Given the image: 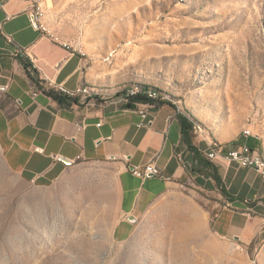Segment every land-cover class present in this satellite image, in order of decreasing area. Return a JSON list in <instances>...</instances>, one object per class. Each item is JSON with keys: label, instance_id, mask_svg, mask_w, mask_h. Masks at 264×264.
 <instances>
[{"label": "rangeland", "instance_id": "obj_1", "mask_svg": "<svg viewBox=\"0 0 264 264\" xmlns=\"http://www.w3.org/2000/svg\"><path fill=\"white\" fill-rule=\"evenodd\" d=\"M41 5L95 65L92 90L156 87L202 128L196 136L236 145L249 129L246 143L264 156V0ZM221 208L206 184L180 182L134 223L126 219L133 228L118 237L106 165L78 161L31 181L9 169L0 148V264H264V218L250 240L223 237L213 228Z\"/></svg>", "mask_w": 264, "mask_h": 264}, {"label": "crops", "instance_id": "obj_2", "mask_svg": "<svg viewBox=\"0 0 264 264\" xmlns=\"http://www.w3.org/2000/svg\"><path fill=\"white\" fill-rule=\"evenodd\" d=\"M32 3L0 0V148L9 169L26 180L49 181L70 163H103L115 175L118 237L127 235L134 221L164 191L180 182L206 184L217 203H222L213 220L215 232L250 240L254 226L264 218V214L259 217L250 212L264 211V178L218 157L211 161L221 177L223 193L209 175L193 172V153L183 140L179 114L190 118L177 106L151 107L149 124L139 127L140 115L126 106L120 91L80 92L87 95L64 96L63 102L48 94L60 83L76 91L90 86L97 74L90 57L76 47L52 41L33 27L29 15ZM21 58L33 70L27 69ZM193 133L192 143L202 153L210 144L235 147L249 138L243 136L231 145ZM151 161L161 176L142 179L132 173L133 167ZM129 216L135 219L133 223L126 221Z\"/></svg>", "mask_w": 264, "mask_h": 264}, {"label": "built area", "instance_id": "obj_3", "mask_svg": "<svg viewBox=\"0 0 264 264\" xmlns=\"http://www.w3.org/2000/svg\"><path fill=\"white\" fill-rule=\"evenodd\" d=\"M31 23L33 27L38 30L42 35L47 36L52 41L66 47L72 48L76 47V50L80 52L82 55H85L81 49L77 46L72 45L69 43L65 38L58 33L55 29H53L48 20L47 15H43V7H41V0H35L32 3L31 10L29 12ZM50 83H48L49 85ZM55 91L60 93L61 95L67 98H78L87 94H80L75 89L67 88L64 84H56L53 87ZM43 90H45L43 88ZM38 93V90H37ZM37 93H32L36 95ZM137 94V93H135ZM135 94H128L123 95L125 100L127 101V97L133 96ZM145 95V94H144ZM152 101L157 99L154 98L153 95H146ZM135 109L140 115V121L137 123V126L141 127L143 125L149 124L148 121V111L151 107H155L154 102H146V101H137L134 103ZM194 133H200L198 129L193 126ZM244 137H249L252 135L249 129H244L242 131ZM205 155L208 159L214 160L218 157H223L227 159L229 162L236 163L239 167L249 168L254 170L255 172L259 173L264 178V162H259L258 159V149L255 147H251L247 143L239 144L235 147H228L226 146H219V147H212L211 144L209 145V149L205 152ZM132 173L139 177V178H146L151 176H161V171L158 167L154 164V162H148L143 167H133L131 169Z\"/></svg>", "mask_w": 264, "mask_h": 264}, {"label": "trees", "instance_id": "obj_4", "mask_svg": "<svg viewBox=\"0 0 264 264\" xmlns=\"http://www.w3.org/2000/svg\"><path fill=\"white\" fill-rule=\"evenodd\" d=\"M21 61H22V63L24 64V66L27 69L33 70L32 65H30L25 59L21 58ZM130 86L131 85H129V87ZM135 86L139 90L136 92L137 94L127 97V101H126L127 102V104H126L127 107H133L134 108L135 107L134 103L137 102V101L154 102L155 106H162L164 104H168V105H170L172 107L175 106L171 101L165 100L164 99L165 97H164L163 93L159 89H157L156 87H152V86H149V85H134V87ZM90 89H91V92H92L93 90H92L91 87H90ZM126 89H127V86H125L122 90H120V92H122L123 95H128L126 93ZM149 91H153V92L158 93V97H154L157 100L152 101L151 99H149L146 96V95H151L149 93ZM48 94L53 96L59 102H63L64 101V96L61 95L60 93H58L55 90L49 91ZM189 118H190V120L186 116H184L182 114H179L180 125H181V134H182L183 140H184L185 144L187 145V148L189 149V151H191L193 153V164H192L191 169H192L193 172H198L200 174L209 175L215 181V183L220 188V190L223 193H225V188L222 185L221 177L218 174L215 165L212 163V161L210 159H208L206 157L205 153H202L201 151H199L197 149V147L192 143L191 132L193 133L194 121L191 119L190 116H189ZM250 146L253 147L252 145H250Z\"/></svg>", "mask_w": 264, "mask_h": 264}, {"label": "bare ground", "instance_id": "obj_5", "mask_svg": "<svg viewBox=\"0 0 264 264\" xmlns=\"http://www.w3.org/2000/svg\"><path fill=\"white\" fill-rule=\"evenodd\" d=\"M41 7H43L42 5H41ZM47 8V7H46ZM45 14V10H44V7H43V15ZM139 89L137 88V87H134V86H130V87H127V89H126V93L127 94H135L137 91H138ZM90 90L86 87V86H84V87H82V88H80V89H78L77 90V92H83V93H85V92H89ZM34 93H37L36 91L34 92ZM149 93L151 94V95H153L154 97H158V93H156V92H153V91H149ZM164 98V97H163ZM193 126L196 128V129H198L199 130V132H201V129L202 128H200L199 127V125L197 124V123H195L194 122V124H193ZM258 159H259V162H264V156L262 155V154H260V153H258Z\"/></svg>", "mask_w": 264, "mask_h": 264}, {"label": "water", "instance_id": "obj_6", "mask_svg": "<svg viewBox=\"0 0 264 264\" xmlns=\"http://www.w3.org/2000/svg\"><path fill=\"white\" fill-rule=\"evenodd\" d=\"M60 159H62V157H60ZM66 163H69V161H67V160H64ZM128 220L129 221H131V222H133L135 219L132 217V216H129L128 217Z\"/></svg>", "mask_w": 264, "mask_h": 264}]
</instances>
